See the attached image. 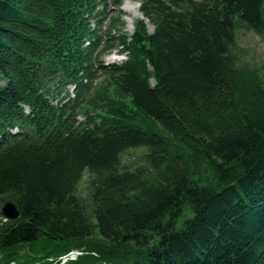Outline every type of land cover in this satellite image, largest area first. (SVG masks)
I'll use <instances>...</instances> for the list:
<instances>
[{
    "label": "trees",
    "instance_id": "obj_1",
    "mask_svg": "<svg viewBox=\"0 0 264 264\" xmlns=\"http://www.w3.org/2000/svg\"><path fill=\"white\" fill-rule=\"evenodd\" d=\"M97 1L0 0V205L20 212L0 215V264L83 247L67 264H264V68L238 50L264 0H141L153 31L113 35L130 58L89 93ZM74 81L72 101L46 97Z\"/></svg>",
    "mask_w": 264,
    "mask_h": 264
},
{
    "label": "rangeland",
    "instance_id": "obj_2",
    "mask_svg": "<svg viewBox=\"0 0 264 264\" xmlns=\"http://www.w3.org/2000/svg\"><path fill=\"white\" fill-rule=\"evenodd\" d=\"M128 2V0H124V2ZM135 1V2H134ZM132 4L129 5L133 12H128V14L124 13L122 16V20L126 22L125 27L128 31H133L134 21L138 19L141 14L136 9L137 0L129 1ZM113 14H117L116 12ZM112 14V15H113ZM148 29L153 31V26L147 21ZM133 25V26H132ZM126 30V29H124ZM238 50L241 54L243 60L250 62L252 64H256L262 68H264V34H259L257 31L251 28L242 27L238 33ZM144 149L132 150V152H127L126 156L129 155L130 158H136L143 153ZM193 161V169H194V177L204 180L206 182H212L216 179V175L212 167L205 160H199L196 157H191ZM86 181H83V186H85ZM84 251L86 248H79ZM73 250V249H72ZM70 250L64 254V260L68 259V263L75 261V251ZM77 250V249H76ZM62 254V255H64ZM61 256L59 257V259ZM52 264V263H51Z\"/></svg>",
    "mask_w": 264,
    "mask_h": 264
},
{
    "label": "water",
    "instance_id": "obj_3",
    "mask_svg": "<svg viewBox=\"0 0 264 264\" xmlns=\"http://www.w3.org/2000/svg\"><path fill=\"white\" fill-rule=\"evenodd\" d=\"M2 214L10 218H17L20 215L17 204L11 200H7L1 208Z\"/></svg>",
    "mask_w": 264,
    "mask_h": 264
},
{
    "label": "bare ground",
    "instance_id": "obj_4",
    "mask_svg": "<svg viewBox=\"0 0 264 264\" xmlns=\"http://www.w3.org/2000/svg\"><path fill=\"white\" fill-rule=\"evenodd\" d=\"M136 9L140 12V7L138 4L136 5Z\"/></svg>",
    "mask_w": 264,
    "mask_h": 264
}]
</instances>
